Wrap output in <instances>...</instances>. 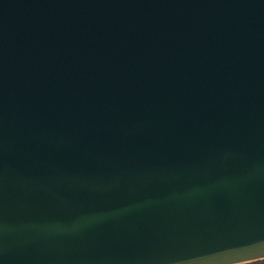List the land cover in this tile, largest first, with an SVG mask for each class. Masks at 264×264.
I'll use <instances>...</instances> for the list:
<instances>
[{
    "label": "water",
    "instance_id": "water-1",
    "mask_svg": "<svg viewBox=\"0 0 264 264\" xmlns=\"http://www.w3.org/2000/svg\"><path fill=\"white\" fill-rule=\"evenodd\" d=\"M264 260V0H0V264Z\"/></svg>",
    "mask_w": 264,
    "mask_h": 264
},
{
    "label": "rangeland",
    "instance_id": "rangeland-1",
    "mask_svg": "<svg viewBox=\"0 0 264 264\" xmlns=\"http://www.w3.org/2000/svg\"><path fill=\"white\" fill-rule=\"evenodd\" d=\"M248 264H264V260H259V261H256V262H251V263H248Z\"/></svg>",
    "mask_w": 264,
    "mask_h": 264
},
{
    "label": "snow or ice",
    "instance_id": "snow-or-ice-1",
    "mask_svg": "<svg viewBox=\"0 0 264 264\" xmlns=\"http://www.w3.org/2000/svg\"><path fill=\"white\" fill-rule=\"evenodd\" d=\"M193 264H197V262H193Z\"/></svg>",
    "mask_w": 264,
    "mask_h": 264
},
{
    "label": "trees",
    "instance_id": "trees-1",
    "mask_svg": "<svg viewBox=\"0 0 264 264\" xmlns=\"http://www.w3.org/2000/svg\"><path fill=\"white\" fill-rule=\"evenodd\" d=\"M254 263V262H253Z\"/></svg>",
    "mask_w": 264,
    "mask_h": 264
}]
</instances>
